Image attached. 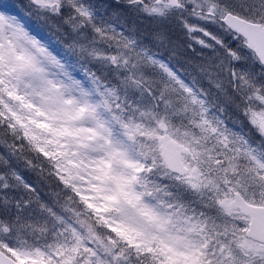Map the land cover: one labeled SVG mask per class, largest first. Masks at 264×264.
Masks as SVG:
<instances>
[{"label": "snow or ice", "instance_id": "snow-or-ice-1", "mask_svg": "<svg viewBox=\"0 0 264 264\" xmlns=\"http://www.w3.org/2000/svg\"><path fill=\"white\" fill-rule=\"evenodd\" d=\"M0 264H264V0H0Z\"/></svg>", "mask_w": 264, "mask_h": 264}, {"label": "trees", "instance_id": "trees-1", "mask_svg": "<svg viewBox=\"0 0 264 264\" xmlns=\"http://www.w3.org/2000/svg\"><path fill=\"white\" fill-rule=\"evenodd\" d=\"M7 2L15 3L17 5H21L25 3L24 0H7ZM29 26L34 32L42 36L45 42L50 43L54 49L63 50L64 45L68 43V38L66 37V35H64V33L62 34L57 33L54 28L44 25L42 21L36 20L35 18H30ZM139 26L141 28H146L149 31H151V29L155 27L154 24H152L150 21L147 20H142ZM177 35H180V40L178 42L183 45L186 42L187 38L183 37L179 33H175L173 35V39H176ZM191 54H192L191 49H189L186 55L182 56L180 55V53H178L177 59L180 60L188 59L191 56ZM21 174L25 177L26 180H29L34 184H37L40 187V189L46 194L51 193L55 190L54 185L51 184L46 179H44L43 177H41L37 172L30 171L27 169H21Z\"/></svg>", "mask_w": 264, "mask_h": 264}, {"label": "rangeland", "instance_id": "rangeland-1", "mask_svg": "<svg viewBox=\"0 0 264 264\" xmlns=\"http://www.w3.org/2000/svg\"><path fill=\"white\" fill-rule=\"evenodd\" d=\"M25 2H26V0H24ZM52 28V27H51ZM55 29V28H54ZM56 30V29H55ZM57 33H60V34H62L63 33V30H61V31H56ZM193 48H195L197 51H199V46L198 47H194V45H193Z\"/></svg>", "mask_w": 264, "mask_h": 264}, {"label": "flooded vegetation", "instance_id": "flooded-vegetation-1", "mask_svg": "<svg viewBox=\"0 0 264 264\" xmlns=\"http://www.w3.org/2000/svg\"><path fill=\"white\" fill-rule=\"evenodd\" d=\"M193 45H194V47H198V45H196V44H194V43H193Z\"/></svg>", "mask_w": 264, "mask_h": 264}]
</instances>
